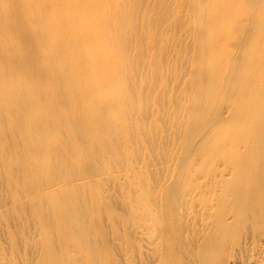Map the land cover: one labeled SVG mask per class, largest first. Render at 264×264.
Wrapping results in <instances>:
<instances>
[{"label": "bare ground", "instance_id": "6f19581e", "mask_svg": "<svg viewBox=\"0 0 264 264\" xmlns=\"http://www.w3.org/2000/svg\"><path fill=\"white\" fill-rule=\"evenodd\" d=\"M137 1L0 0V264H264V0ZM149 55L158 100L190 67L154 189Z\"/></svg>", "mask_w": 264, "mask_h": 264}, {"label": "rangeland", "instance_id": "374dc122", "mask_svg": "<svg viewBox=\"0 0 264 264\" xmlns=\"http://www.w3.org/2000/svg\"><path fill=\"white\" fill-rule=\"evenodd\" d=\"M134 1L135 0H131V2H134ZM138 1L136 2V4H139V3H142V2L143 3L147 2V0H138ZM140 1H142V2H140ZM176 1L177 0H172V1L170 0L169 1V3L171 2L170 4L172 6L171 7V14H170L171 17H172L170 22L172 24H174L173 16L175 15V12H176L177 6H178V3ZM180 5H182V3ZM183 5L185 6V9H184V11H182L181 14L179 13L178 16H180V18H182L184 23H187V24L189 23L188 24L189 26L185 25V28H184L185 30H183L184 32L182 33V38H183L182 42L186 43L185 45H187V43L190 41L189 32H190V25L192 23L191 22L192 21V15H191L190 12L187 13L188 12V8H191V6L189 7L188 3L183 4ZM142 7H145V6H142ZM170 22H169V25H172ZM173 33L169 32V33L166 34V36H168V38L170 39V44L168 45L169 51L166 52L167 56H165V52L163 53L164 55L162 54L163 57H166L168 59L169 58H171V59L174 58V56H173L174 55V51H172V49L174 50V48H176L175 44L172 43V41H173V38H172ZM149 36L151 37L152 35L149 34ZM184 40H186V41L184 42ZM146 58H148V59H146ZM146 58L145 57L143 58V61H142L141 64H142L143 67L145 66L148 69V70H146L145 67L143 68L144 69V73H143V78H142V81H143V84H144V88H145V90L143 91V94H145L147 96V103L145 104V106L144 105L141 106L142 108H140L139 115L141 116V114H142V116L145 119L148 120V121L146 120L149 123V129H148L149 131H147V132L150 133L151 130H154V132L156 134L154 142H156V144L161 145V147L160 146H154V148H155L154 153H151L149 151L146 152L147 154H149L146 157H150L151 160L153 162H155V165H153L151 167L147 166V164L144 162L146 157L144 158L143 155H140V160L138 159V161L141 162V163H139V162L138 163L140 164L139 166L144 165L145 167L146 166L148 167V172H149V176H150L149 181H150L151 187L154 189V188L157 187V183H160L159 182L160 180L165 185L169 184L171 179L169 180L170 177H168V176L170 174L167 171V168H169L171 166V162H170L171 160H176V158L178 157L177 152L180 151V146L183 144V133L180 132L181 133L180 135L175 136V137H174V135L172 136V126L175 125V122L173 120H175V119L179 120L177 118L178 116L177 115L175 116V110L177 109V107H179L182 104L183 98H182V96L179 97L178 94L181 95L182 91L184 93L185 88H184V83L183 82L184 81L188 82L190 80V76L188 74L189 73L188 69L190 67L187 66V64L185 62H184V64H185L184 66L182 65L183 62L182 63L179 62V65H177L174 62L172 63V66H171L172 70L168 72V74L166 75V80L163 81V83H166L167 85H169L171 87L169 89L170 93L164 94L162 96V98L160 100H158L152 94V91H151L152 89H155L154 82H157V80L155 78H153L154 80H151L150 77H149L150 76V71L149 70H150V68H152V64L155 62L156 56L155 55H153V56L149 55ZM145 63H146V65H145ZM177 73L178 74L182 73L183 75L186 76V77L185 76L183 77V81H182L183 84H181V85H178L177 82L175 81L174 74H177ZM147 74H148L149 79L145 80L146 77L144 75H147ZM152 81H154V82H152ZM177 86H178V88H177ZM173 94H174V96H177L176 97L177 98L176 101H172V98H173L172 95ZM152 98H154V99L152 100ZM153 102H155V103H153ZM157 102H158V104H157ZM160 109H161V112L159 111ZM158 111H159V113H158ZM155 119L156 120L158 119V122H156V124L154 122ZM146 134H145L144 138L147 137ZM160 137L162 138L161 141H160ZM161 175H163V176L161 177ZM153 189H152V192H154ZM0 200H1V196H0ZM6 233H5V231L3 229L0 228V239H1L0 243L4 247H6V249H8V251H10L12 245H11L9 237L7 236ZM1 234H2L3 237L1 236ZM29 239L36 241V244H37L38 237L37 236H33V233L31 231H30ZM36 244L33 245V241H32V244L28 245V243L26 241V238L24 236H20L17 239L16 246L18 247V250L20 251V253H22L23 255H29V254H32L35 251Z\"/></svg>", "mask_w": 264, "mask_h": 264}]
</instances>
